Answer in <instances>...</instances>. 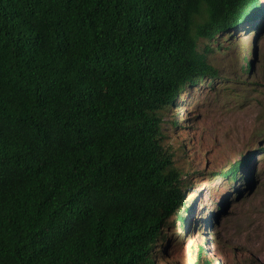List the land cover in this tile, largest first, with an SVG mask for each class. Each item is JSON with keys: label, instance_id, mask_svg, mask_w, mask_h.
Wrapping results in <instances>:
<instances>
[{"label": "trees", "instance_id": "obj_1", "mask_svg": "<svg viewBox=\"0 0 264 264\" xmlns=\"http://www.w3.org/2000/svg\"><path fill=\"white\" fill-rule=\"evenodd\" d=\"M259 2L0 0V264H157L187 209L163 115Z\"/></svg>", "mask_w": 264, "mask_h": 264}, {"label": "rangeland", "instance_id": "obj_2", "mask_svg": "<svg viewBox=\"0 0 264 264\" xmlns=\"http://www.w3.org/2000/svg\"><path fill=\"white\" fill-rule=\"evenodd\" d=\"M250 20L210 40L216 77L185 84L163 115L162 142L183 172L188 225L174 216L163 225L151 251L157 264H196L199 249L211 264H264V29ZM234 162L247 183L227 179Z\"/></svg>", "mask_w": 264, "mask_h": 264}, {"label": "clouds", "instance_id": "obj_3", "mask_svg": "<svg viewBox=\"0 0 264 264\" xmlns=\"http://www.w3.org/2000/svg\"><path fill=\"white\" fill-rule=\"evenodd\" d=\"M242 166H243V165H241L240 168H241ZM239 175L241 176V178H242L243 180L246 181V183L248 182V180H249V177H247L248 172H247V173L244 172V169H243V170H241V173H240ZM237 178H238V177H237ZM186 211L188 212L187 209L185 210V213H186ZM207 220H210V219H204L203 222H201L200 220H198V222H199L200 225H201V223H203V226H205L204 223H205ZM182 223H183V225H184V224L188 225V223H187L185 217H184V221H182ZM153 246H154V245H153Z\"/></svg>", "mask_w": 264, "mask_h": 264}]
</instances>
